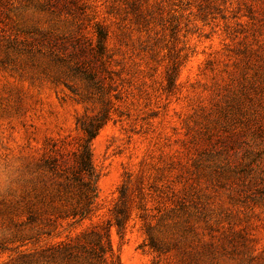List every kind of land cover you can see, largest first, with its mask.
Masks as SVG:
<instances>
[{
    "label": "rangeland",
    "instance_id": "rangeland-1",
    "mask_svg": "<svg viewBox=\"0 0 264 264\" xmlns=\"http://www.w3.org/2000/svg\"><path fill=\"white\" fill-rule=\"evenodd\" d=\"M101 35V90L61 74ZM103 108L73 223L41 164ZM93 227L121 264H264V0H0V264H63Z\"/></svg>",
    "mask_w": 264,
    "mask_h": 264
},
{
    "label": "trees",
    "instance_id": "trees-1",
    "mask_svg": "<svg viewBox=\"0 0 264 264\" xmlns=\"http://www.w3.org/2000/svg\"><path fill=\"white\" fill-rule=\"evenodd\" d=\"M104 38L101 35L97 45L87 49L88 57H84L83 47L75 45H72V49L63 45V56L52 51L55 54L54 63L61 68V74L66 78H79L88 88L101 90V73L106 71L103 59L106 50ZM62 80L68 84L65 79ZM109 118L107 108H103L99 114L78 118L77 128L82 135L73 142L63 141L61 146L54 142L41 164L42 169L55 181L59 179L57 193L52 195V199L66 201L64 216L72 218L73 223H81L95 212L99 174L92 160V143ZM116 221L120 227L124 224L120 217ZM103 230L93 227L85 230L73 242H61L53 262L61 258L63 264H121L118 259H113L108 229Z\"/></svg>",
    "mask_w": 264,
    "mask_h": 264
}]
</instances>
